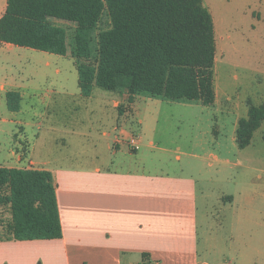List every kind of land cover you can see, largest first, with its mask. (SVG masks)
Returning <instances> with one entry per match:
<instances>
[{
	"label": "crops",
	"instance_id": "crops-1",
	"mask_svg": "<svg viewBox=\"0 0 264 264\" xmlns=\"http://www.w3.org/2000/svg\"><path fill=\"white\" fill-rule=\"evenodd\" d=\"M0 3L4 7L1 19L7 0ZM203 4L214 22L216 98L209 106L193 102L209 108L208 120L221 111L231 115L230 131L236 141L239 121L248 115V102L264 104V80L260 79L263 86L254 97L226 98L216 79V68L218 58H225L226 52H239L237 43L241 48L249 45L251 37L262 41L264 0H203ZM241 54L230 63L235 69L246 66L244 49ZM0 89L5 96L10 92L3 84ZM106 98L116 112L108 120L110 126L96 137L93 157L75 155L36 161L38 155L26 148L6 155L13 165L0 167L52 174L63 236L53 240H0V264H264V197L260 189L247 191L236 209L235 195L225 188H212L213 192L210 188L224 184V173L231 168L228 160L211 153L217 163L214 165L190 152L185 155L192 159L184 164L182 154L176 156L178 167L154 163L150 150L165 153L167 148L155 146L150 133L144 132L136 139L137 134L127 123L131 111L128 94L114 92ZM137 122L143 125L144 120ZM226 124L222 122L220 127ZM64 132L71 135L70 142L82 145L80 133ZM258 132L264 138V123L254 138ZM133 138L138 150L130 146ZM23 163L27 166L22 167ZM262 165L259 160L260 168L252 169L259 171L258 179L264 187ZM208 172L212 173L210 177L205 176ZM216 209H232L220 223L222 245L212 240Z\"/></svg>",
	"mask_w": 264,
	"mask_h": 264
},
{
	"label": "trees",
	"instance_id": "trees-1",
	"mask_svg": "<svg viewBox=\"0 0 264 264\" xmlns=\"http://www.w3.org/2000/svg\"><path fill=\"white\" fill-rule=\"evenodd\" d=\"M104 15L111 24L99 34L93 61L90 34ZM52 19L76 25L74 52L81 61L77 71L83 97H91L98 87L126 92L129 104L141 93L214 104L217 45L203 0H7L0 43L67 56V31ZM6 101L11 112L20 111V93L8 92ZM263 123L264 104L249 101L248 115L236 131L240 150L252 144ZM62 236L52 174L0 167V240Z\"/></svg>",
	"mask_w": 264,
	"mask_h": 264
},
{
	"label": "rangeland",
	"instance_id": "rangeland-1",
	"mask_svg": "<svg viewBox=\"0 0 264 264\" xmlns=\"http://www.w3.org/2000/svg\"><path fill=\"white\" fill-rule=\"evenodd\" d=\"M3 8V3H0V12ZM51 23L67 31L69 46L67 56L0 44V86L3 84L6 91L18 92L22 97L20 111L11 112L7 106L6 96L0 89L2 166L13 165L6 160V155L17 148L20 151L26 148L38 155L36 161L48 157L54 159L75 155L93 157V152L96 151L94 148L96 137L110 126L108 120L116 112L106 98L113 96L114 92L95 87L92 97L85 98L81 95L77 71V65L81 61L77 60L74 52L76 25L56 19H52ZM110 24L109 17L104 15L97 29L90 34L93 61L97 56L99 34L108 30ZM240 46L238 43L235 45L239 49L238 53L226 52L225 58H218L216 79L226 98L254 97L263 86L260 79L264 80V37L260 42L257 37H251L249 47ZM243 49L246 66L235 69L230 63L232 59L242 57ZM128 108H131V111L127 123L134 134H137L136 139L144 132L150 133L155 146L167 148L165 153L158 149L150 150L149 155L154 159V163L161 161L166 167L169 165L178 167L180 163L176 156L182 154L184 164L186 160L192 159L185 153L191 152L198 158L213 161L216 165L210 156L214 153L221 160H228L231 168L224 173L223 185L210 186L212 192L213 189L219 191L225 188L230 195H235L236 209L242 204L247 191L259 188L264 197V187H261V181L258 179L259 171L252 169L260 168L259 160L264 163V138L261 132L256 134L248 148L240 150L230 131L231 115L222 111L208 120L206 112L209 108L198 102L173 101L148 93L139 94ZM138 119L144 120L143 125L138 124ZM212 120L214 123L211 127L209 124ZM11 121L15 123H10ZM225 121H227L225 128H221L220 125ZM62 131L80 133L83 138L82 145L77 147V144L70 142L71 135L63 134ZM63 139L67 143H64ZM247 165L251 166V169L247 168ZM21 166L27 165L23 163ZM261 168L264 169V165ZM211 175L212 173L208 172L205 176ZM206 188L208 189V186ZM231 210L214 211V227L211 234L212 240L217 244L222 245L224 240L220 223ZM3 214L8 218L6 212Z\"/></svg>",
	"mask_w": 264,
	"mask_h": 264
},
{
	"label": "built area",
	"instance_id": "built-area-1",
	"mask_svg": "<svg viewBox=\"0 0 264 264\" xmlns=\"http://www.w3.org/2000/svg\"><path fill=\"white\" fill-rule=\"evenodd\" d=\"M130 146L132 147V149L134 150H138V145H137V140L135 138H133L131 141H130ZM151 264H158L157 262H152Z\"/></svg>",
	"mask_w": 264,
	"mask_h": 264
}]
</instances>
